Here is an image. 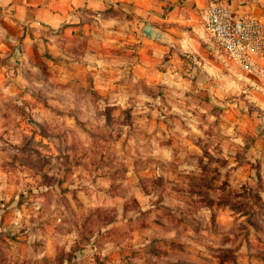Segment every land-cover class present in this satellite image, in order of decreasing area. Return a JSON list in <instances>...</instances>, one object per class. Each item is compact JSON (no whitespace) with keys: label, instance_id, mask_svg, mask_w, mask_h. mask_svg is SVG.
<instances>
[{"label":"rangeland","instance_id":"rangeland-1","mask_svg":"<svg viewBox=\"0 0 264 264\" xmlns=\"http://www.w3.org/2000/svg\"><path fill=\"white\" fill-rule=\"evenodd\" d=\"M25 1L0 5V264H264L259 56Z\"/></svg>","mask_w":264,"mask_h":264},{"label":"crops","instance_id":"crops-1","mask_svg":"<svg viewBox=\"0 0 264 264\" xmlns=\"http://www.w3.org/2000/svg\"><path fill=\"white\" fill-rule=\"evenodd\" d=\"M52 1V3H51ZM61 1H68L67 4ZM78 0H27V4L36 5L37 11L50 10L58 13L57 6L71 7ZM87 7L100 8L109 0H82ZM126 11H130L138 21H148L165 34V46L176 45L183 47L188 53L202 57L203 64L215 69V65L205 60V45L210 52L212 47L204 30L205 12L212 0H117ZM16 0H0L1 4L14 6ZM41 2V3H40ZM235 13L251 12L264 20V0H228ZM37 3V4H36ZM40 3V4H39ZM56 6V7H55ZM165 7V11L163 7ZM99 13V12H98ZM50 18L55 19L50 15ZM46 19V17H45ZM44 20V19H43ZM143 30V27H142ZM143 35V34H142ZM144 37V36H143ZM146 45L155 46L157 41L148 39ZM143 38V39H144ZM162 43V42H161ZM259 61L264 68V49L259 55ZM237 70V68H236ZM264 85V79L262 83Z\"/></svg>","mask_w":264,"mask_h":264},{"label":"built area","instance_id":"built-area-1","mask_svg":"<svg viewBox=\"0 0 264 264\" xmlns=\"http://www.w3.org/2000/svg\"><path fill=\"white\" fill-rule=\"evenodd\" d=\"M205 30L215 51L243 71H257L264 49V20L251 12L235 13L228 0H212Z\"/></svg>","mask_w":264,"mask_h":264},{"label":"water","instance_id":"water-1","mask_svg":"<svg viewBox=\"0 0 264 264\" xmlns=\"http://www.w3.org/2000/svg\"><path fill=\"white\" fill-rule=\"evenodd\" d=\"M142 31H143L145 36L150 37V38H158V36H159L151 24H146L143 27Z\"/></svg>","mask_w":264,"mask_h":264}]
</instances>
